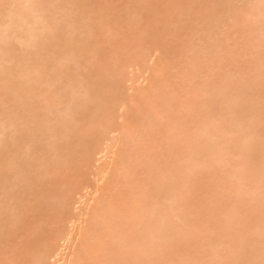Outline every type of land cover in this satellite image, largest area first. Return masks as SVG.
Here are the masks:
<instances>
[{
	"label": "bare ground",
	"instance_id": "1",
	"mask_svg": "<svg viewBox=\"0 0 264 264\" xmlns=\"http://www.w3.org/2000/svg\"><path fill=\"white\" fill-rule=\"evenodd\" d=\"M0 264H264V0H0Z\"/></svg>",
	"mask_w": 264,
	"mask_h": 264
}]
</instances>
